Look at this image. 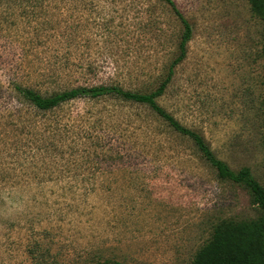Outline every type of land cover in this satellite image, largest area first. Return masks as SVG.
<instances>
[{"label": "rangeland", "instance_id": "1", "mask_svg": "<svg viewBox=\"0 0 264 264\" xmlns=\"http://www.w3.org/2000/svg\"><path fill=\"white\" fill-rule=\"evenodd\" d=\"M173 1L191 37L156 102L264 188V24L246 0ZM32 2L0 1V264H190L219 222L259 216L145 106L102 97L35 113L12 89L153 92L182 31L164 3Z\"/></svg>", "mask_w": 264, "mask_h": 264}, {"label": "trees", "instance_id": "2", "mask_svg": "<svg viewBox=\"0 0 264 264\" xmlns=\"http://www.w3.org/2000/svg\"><path fill=\"white\" fill-rule=\"evenodd\" d=\"M32 1L42 0H0ZM49 1V0H47ZM164 3L176 16L181 25L177 46L178 55L171 62L165 79L151 93L124 90L116 85L76 86L68 90L43 96L37 91L12 84L19 103L27 105L35 113H48L61 105L78 99L97 100L102 97L145 106L171 130L188 139L199 157L215 172L219 181H228L246 189L252 204L259 210V216L247 220H224L213 228L209 240L195 254L190 264H264V188L253 178L246 167L237 171L219 160L210 150L204 138L197 132L179 124L168 112L161 108L156 99L162 94L170 77L171 68L185 55V45L191 37V28L179 13L173 0H158ZM251 14L264 24V0H246ZM259 58L261 60L262 97L260 113L264 129V30L261 37ZM106 264V263H96Z\"/></svg>", "mask_w": 264, "mask_h": 264}]
</instances>
